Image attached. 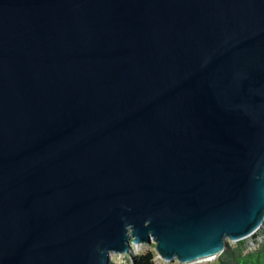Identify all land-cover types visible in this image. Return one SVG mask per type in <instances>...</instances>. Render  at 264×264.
I'll list each match as a JSON object with an SVG mask.
<instances>
[{
  "label": "water",
  "instance_id": "1",
  "mask_svg": "<svg viewBox=\"0 0 264 264\" xmlns=\"http://www.w3.org/2000/svg\"><path fill=\"white\" fill-rule=\"evenodd\" d=\"M262 221L264 0H0V264H186Z\"/></svg>",
  "mask_w": 264,
  "mask_h": 264
},
{
  "label": "trees",
  "instance_id": "2",
  "mask_svg": "<svg viewBox=\"0 0 264 264\" xmlns=\"http://www.w3.org/2000/svg\"><path fill=\"white\" fill-rule=\"evenodd\" d=\"M262 236V240L251 250H246L244 240L237 241L235 246H227L210 264H264V221L261 227L251 235V238ZM155 252L148 250L143 254H135L134 260L128 259L127 264H156ZM125 264V263H123Z\"/></svg>",
  "mask_w": 264,
  "mask_h": 264
},
{
  "label": "rangeland",
  "instance_id": "3",
  "mask_svg": "<svg viewBox=\"0 0 264 264\" xmlns=\"http://www.w3.org/2000/svg\"><path fill=\"white\" fill-rule=\"evenodd\" d=\"M256 230L254 232H256ZM253 233L251 235H253ZM251 235L242 239L247 244V248L245 251L253 249L262 240V236H259L256 238H251ZM226 242L229 246H235L237 244V241H231L228 238H227ZM137 244H133L134 246H132L133 247L132 250H133L134 255L135 254H143L148 250H153L155 252V248H154L155 243L152 240L149 244H147V243H142V244L137 243ZM155 254H156L155 255V261H156L155 263L156 264H184V263L179 262L175 258L173 260L169 261V260H165V259L161 258L156 252H155ZM128 259H131V258L126 253H110V260L109 261H110V264H123V263L127 264ZM215 259H211L209 261H204L201 263H193V264H210V263L214 262Z\"/></svg>",
  "mask_w": 264,
  "mask_h": 264
},
{
  "label": "bare ground",
  "instance_id": "4",
  "mask_svg": "<svg viewBox=\"0 0 264 264\" xmlns=\"http://www.w3.org/2000/svg\"><path fill=\"white\" fill-rule=\"evenodd\" d=\"M138 245V244H137ZM134 246V245H133ZM132 249H133V247H131ZM212 259V257H205V258H197V259H194V260H192V261H190V262H187L186 264H193V263H201V262H204V261H209V260H211Z\"/></svg>",
  "mask_w": 264,
  "mask_h": 264
}]
</instances>
